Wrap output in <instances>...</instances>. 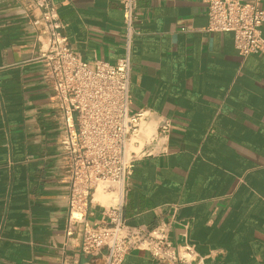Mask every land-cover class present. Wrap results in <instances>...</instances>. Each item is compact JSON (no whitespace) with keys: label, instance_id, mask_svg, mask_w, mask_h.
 <instances>
[{"label":"crops","instance_id":"0c3cea01","mask_svg":"<svg viewBox=\"0 0 264 264\" xmlns=\"http://www.w3.org/2000/svg\"><path fill=\"white\" fill-rule=\"evenodd\" d=\"M50 1L90 67L125 55L121 0ZM23 8L0 0V264H88L79 231L66 234L61 109ZM136 15L130 107L148 111L151 140L127 181L126 223L167 224L204 264H264V53L241 56L232 32L209 31L205 0H138ZM112 197L98 187L88 219L103 222ZM123 264L163 263L132 250Z\"/></svg>","mask_w":264,"mask_h":264},{"label":"built area","instance_id":"2783aa9c","mask_svg":"<svg viewBox=\"0 0 264 264\" xmlns=\"http://www.w3.org/2000/svg\"><path fill=\"white\" fill-rule=\"evenodd\" d=\"M209 31H230L241 56L264 53L262 0H205ZM126 33L125 55L115 63L96 61L90 67L62 34L57 8L50 0H24L28 23L38 29L35 61L61 109L60 141L69 173L66 234L79 231L81 249L92 255L88 264H123L132 250L148 253L163 264H204L194 246H175L165 223L129 225L123 217V198L133 163L150 153V137L141 135L146 109L130 107V49L136 27L138 0H121ZM171 121L160 124L168 137ZM98 187L113 193L103 222L88 219V207ZM100 257L101 263L97 262Z\"/></svg>","mask_w":264,"mask_h":264},{"label":"rangeland","instance_id":"374dc122","mask_svg":"<svg viewBox=\"0 0 264 264\" xmlns=\"http://www.w3.org/2000/svg\"><path fill=\"white\" fill-rule=\"evenodd\" d=\"M99 190H101V187H99Z\"/></svg>","mask_w":264,"mask_h":264},{"label":"bare ground","instance_id":"6f19581e","mask_svg":"<svg viewBox=\"0 0 264 264\" xmlns=\"http://www.w3.org/2000/svg\"><path fill=\"white\" fill-rule=\"evenodd\" d=\"M114 196V195H113Z\"/></svg>","mask_w":264,"mask_h":264}]
</instances>
